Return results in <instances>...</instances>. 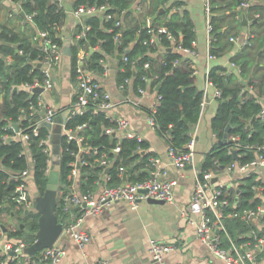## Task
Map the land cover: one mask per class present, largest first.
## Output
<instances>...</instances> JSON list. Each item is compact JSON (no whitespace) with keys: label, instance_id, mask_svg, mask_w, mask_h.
I'll return each mask as SVG.
<instances>
[{"label":"trees","instance_id":"trees-1","mask_svg":"<svg viewBox=\"0 0 264 264\" xmlns=\"http://www.w3.org/2000/svg\"><path fill=\"white\" fill-rule=\"evenodd\" d=\"M13 1H19L24 12L32 13L33 24L38 29L47 30L49 35L62 46L67 39L59 31L58 25H66L69 16L67 6L71 10L79 4H106L107 12L116 13L120 17V13L123 12L120 24H115L113 18L101 19L98 14L88 15L85 23L90 27L82 37H77L82 25L75 26L69 44L72 76L76 79L75 65L80 49L86 51V66L95 70L97 74H101L106 68L104 62L108 55H122L119 59L117 82L121 84L126 78H130L134 92L147 84L151 87L158 86L157 93L160 97L154 112L158 122L157 131L160 135L164 134L167 144L175 150L185 149L184 145L190 138L189 132L200 117V104L204 91L195 83L191 59L183 58L185 55L173 47L166 33L158 31L159 26L165 25L174 35L177 43L187 47L193 46L194 22L189 10L182 7L185 3L183 0H149L148 5L137 14L135 10L129 9L136 1L143 0ZM241 1L210 0L212 12L210 21L213 28L209 50L213 54L223 53L226 48L231 47L229 35L238 33L240 28L246 26L242 25L241 18L240 20L236 18L240 12L236 10V6ZM161 8L163 11H160ZM246 10L251 11L250 16L255 12L259 13V16L253 15L250 23L257 32L253 47L236 50L230 54V60L239 66V71L236 69L227 71L224 66L216 64L208 72V77L221 88L222 98L218 100L216 111L210 121L211 130L216 137L205 153L200 171L213 166L220 168L235 160L244 163L256 156H264V117L260 116V111L264 108V0L252 3ZM244 13L247 15V12ZM148 14L152 17L149 26L145 21V16ZM153 33L157 39L151 42ZM30 36L0 23V162L4 166V171L0 170V202H4V206L0 209V217L3 211L9 212L13 208L10 196L17 181L11 175L17 174L26 166L24 156L21 154V141L16 138L3 140V136L13 134L14 128L10 123L19 122L21 126L25 124V121L19 118L21 108L26 107L30 99L35 101L36 98V93L30 95L21 88L24 82H32L40 78L39 68L32 63L39 49ZM168 47L171 49L168 50ZM90 48L93 49L92 52ZM145 62L149 64L147 68L144 67ZM148 70L151 73L149 81ZM245 86L256 87L257 92L256 95L249 94L241 101L239 93ZM82 122L87 123L82 131L87 142L98 146L99 152L106 151L108 157L113 158L107 171L110 175L109 183L122 182L124 172L126 180L131 181L141 180L147 175L146 169L150 168L151 154L147 151L141 152L148 147L145 139L124 135L119 139L113 134L104 133V128L112 125L113 121L105 117L104 112L94 110L91 103L83 113L74 114L67 125L74 128ZM45 132L47 126H42L40 134L30 136L27 141L28 153L33 160L29 188L30 191L36 190L37 194L44 192L47 182L45 168L48 156L39 144V138ZM231 135H238L244 145H259L263 148L256 150L252 147H234L233 142L227 139ZM117 142L120 150L113 153L110 148ZM60 143L59 188L66 192L71 184V180L67 177L70 171L68 162L74 158L66 147L75 149L76 144L67 142L63 137ZM233 150L236 151L235 154ZM214 160L217 161V165H214ZM119 166L122 167L120 174ZM81 170L80 190L94 189L102 168L82 167ZM260 182L261 180L254 175L243 176L236 188L226 189L230 205L222 207V211L242 212L264 205V193L258 194L252 189L253 184ZM59 200L55 213L58 218H62L65 214ZM9 206L11 208H8ZM17 211L22 213V216L18 214L15 216L22 217L23 225H20L21 222L18 223L16 229L8 234L10 237L24 238L27 244H30L36 238L39 213L34 209L27 212ZM223 225L224 228L219 231V235L225 247L230 246L231 239L236 243L252 240L254 235L251 232L257 237L264 236V214L262 220L225 217Z\"/></svg>","mask_w":264,"mask_h":264},{"label":"built area","instance_id":"built-area-1","mask_svg":"<svg viewBox=\"0 0 264 264\" xmlns=\"http://www.w3.org/2000/svg\"><path fill=\"white\" fill-rule=\"evenodd\" d=\"M13 1V0H12ZM61 2L63 0H57ZM147 0L138 1L135 8L138 11L143 9V4ZM17 5V12H23L24 19L30 23L32 22V13H26L22 10L19 1H13ZM254 0H242L236 9H247ZM210 0H203V9L206 15V31L210 35V41L212 40V28L213 25L210 21L211 8ZM106 4L102 5H85L79 4L74 9H71V13L74 17L80 19L85 15L98 14L101 19L115 20V24L122 23L123 12L120 15L107 12ZM12 14V13H11ZM10 14V15H11ZM255 17L259 16V13H255ZM239 18V14L237 15ZM151 15L145 16L146 24L149 26L151 23ZM34 25V24H33ZM82 29L77 33V37L85 35V31L89 29L90 25L82 23ZM35 32L32 36L34 45L39 49V53L32 63L39 68L40 78L33 80L32 82H24L21 85L22 89H25L30 95L36 93L35 101L29 100L26 107L21 108L19 118L25 121L21 126L19 122H16L18 128L15 129L14 123H10L13 126V134H5L3 140H10L16 138L21 141V154L24 156L26 166L20 170L17 174L11 175L17 183L15 185L13 194L10 196L11 203L14 210L26 211L33 209V197L29 188V181L32 180V163L33 160L29 156L27 141L30 136H38L40 134V127L47 126V132H45L39 138V144L42 145L43 151L47 154V166L45 168L46 175L50 171V165L52 163L53 156V136L54 128L59 125L60 139L63 137L67 142H75L76 148L67 150L74 156V158L68 162L70 171L68 173V179L71 180V184L67 187L66 192L62 189H58V199L62 207V211L65 217L60 218L62 220V232L70 237L78 246L83 247L88 239L89 234L87 231L81 228L83 219L87 215L98 214L103 206L111 203L124 200L127 201L131 207H135L139 200H146L148 198L160 199L164 201H173L174 192L173 188L176 184L175 179H161L159 177V171L155 168H150L147 175L136 181L123 180L122 182L111 184L109 183L110 175L106 171L111 166L113 158L108 157L106 151L99 152L98 146L91 145L85 139L82 131L86 126V122L77 124L74 128L67 125L68 120L77 113H83L90 105H93L94 110H100L104 112L105 117L113 121L112 125H108L104 128V133L113 134L120 139L121 135L128 137H136L137 139H143L142 136L131 129H129V120L116 114L114 108L118 104L111 96L110 92L102 87L101 81L98 76H105L107 69L105 68L101 74H97L95 70L86 66V51L80 49L78 52L76 65H75V98L70 105L65 107H55L49 104L43 97L44 92H49L53 87V76L55 67L58 65L61 56L63 55V48L69 46L70 36L65 37L66 26L58 25L59 31L63 34L66 40L65 45H60L54 40L47 30L38 29L35 25ZM153 30V28H151ZM158 31L165 32L170 39L174 48L180 50L184 55L196 56L197 52L192 47L182 46L177 43L174 35L167 29L165 25L158 27ZM255 34L252 31L232 33L228 39L232 43L235 51L246 49L252 46ZM157 39L155 33L150 38L153 42ZM22 52V50H20ZM210 50L207 53L208 58L214 57ZM127 59L126 56H123ZM229 65L234 67L236 71H239V66L233 61H229ZM148 62L144 63V67H148ZM193 67V74L195 73ZM209 72V71H208ZM206 72V83L213 85V97L216 99L222 98V90L216 86L213 81L208 77ZM131 83L130 78H126L123 83H119V87L124 89ZM36 87H41L40 92L35 91ZM204 91V90H203ZM257 89L253 86H245L239 93L241 101L249 94L256 95ZM145 93V87H139L135 92L136 96L125 95L123 101L132 105H138V96ZM160 95L157 93V102ZM206 93L202 98L200 104V114L206 104ZM120 102V101H119ZM156 103L148 108L146 111V122L148 125L157 130L158 122L155 117ZM65 113V114H64ZM65 115V116H63ZM260 116L264 117V108L260 111ZM57 117H62L57 120ZM194 127V126H193ZM193 127L189 132L190 138L184 145V150H175L170 144H167V151L171 158L173 165L182 167L186 162L192 160L193 147L195 143V137L193 133ZM212 136L215 138V133L212 132ZM164 138V134H162ZM10 138V139H9ZM232 141L234 147H252L256 150H260L263 146L250 145L240 142L238 135H231L227 137ZM113 153H117L120 150L119 142L114 147L110 148ZM61 152V143L59 140V160ZM157 158H149V164L155 165ZM58 165L55 167L58 169ZM214 165H217V161L214 160ZM99 166L102 171L99 172V178L97 180V186L94 189L87 191H81L77 188L76 183L80 181L82 175V167H95ZM225 170L232 175L233 181H238L242 176L254 175L261 182L259 184H253L252 189L258 194L263 192L264 186L262 178L264 176V156L259 155L248 162L232 161L226 166H223ZM0 170L4 171V166L0 162ZM59 170V169H58ZM122 167L119 166V174ZM218 168L214 166L199 171L195 176V181L190 197V203L186 210L182 213L186 217L187 221L194 225L198 238L208 246V248L219 255L226 264H258L259 253L264 249V236L257 237L254 232L253 239L236 243L232 239L230 240V246L225 247L222 245V240L219 235V231L224 228L223 218L225 217H238L251 219L255 218L262 220L264 214V205H259L257 209L223 212L222 207L230 205L228 194L226 189L231 185L226 183H217L213 181ZM240 177V178H238ZM4 206V202H0V209ZM73 208L76 209V213L72 214ZM1 230V225H0ZM14 239L0 240V264H58L65 254V249L58 241L53 242L50 246H45L37 250L34 254H29L25 251V248L29 245L24 238L13 237ZM173 249V246L169 243L163 242L156 238L149 239L148 251L150 253L151 263L166 264L165 254ZM90 264H104L103 261L96 260ZM176 264H183L178 262Z\"/></svg>","mask_w":264,"mask_h":264},{"label":"crops","instance_id":"crops-1","mask_svg":"<svg viewBox=\"0 0 264 264\" xmlns=\"http://www.w3.org/2000/svg\"><path fill=\"white\" fill-rule=\"evenodd\" d=\"M64 1L66 2V0ZM148 1L143 4V8L148 5ZM183 1L185 3L182 7L189 10L194 22L195 40L193 46L197 52L196 56L185 55L183 58L191 59L192 66L196 71L193 74L195 83L198 88L204 90L207 99L203 112L193 127L195 143L190 162H186L182 167L173 165L167 151L166 140L146 122L147 109L157 102L155 87H151L149 84L145 86V93L137 97L138 105L123 101L125 95L136 96V94L132 89V81L124 89L119 87L116 78L117 71L120 69L119 54L106 57L104 64L107 73L105 76H98L102 87L110 92L115 101H118L114 108L116 114L127 118L129 129L138 132L148 142V147L144 151L151 154L149 158L155 157L158 159L155 165H150V168L158 170L161 179L176 180L173 188L174 199L171 202L164 201L162 203L142 199L138 201L135 207H131L127 201L120 200L103 206L98 214L87 215L83 219L81 228L89 234V239L83 247L78 246L65 234L58 236L56 241L62 244L65 249V254L58 264H90L96 260L103 261L104 264H157L151 263L148 251L150 238H156L173 246V249L165 254L166 264H176L178 262L183 264H226L219 255L211 251L198 238L194 225L187 221L182 211L188 208L195 176L200 171L205 153L214 139L210 121L216 111L218 99L213 97V85L206 83V72L216 64L224 66L227 71L235 70L234 67L229 65L230 54H233L235 49L233 45H230L231 47L226 48L223 53L208 58L210 35L206 31L203 0ZM256 1L260 2V0H254V2ZM137 2L132 5V10H135L136 14L139 13L135 8ZM17 8L12 0H0V23L10 26L25 35H31L32 40L35 27L24 19L20 11L17 12ZM238 11H240L238 19L241 18L242 21L244 15L247 20L246 24H242L246 26L240 28L238 32L249 31L252 16L256 12L250 16L251 11L246 9ZM244 11L247 12V15ZM86 17L85 15L78 19L69 10L65 26L70 35L75 32L77 24L85 22ZM53 82V89L47 95L46 101L55 107L70 105L74 101L76 88L75 79L72 76L70 54L63 53L61 56L54 70ZM54 97L56 102H54ZM150 168H147L146 171H149ZM215 177L217 178L214 182H223L228 186L231 185L229 188H236L243 176L238 177L240 178L238 181H233L232 175L225 168L220 167ZM262 180L261 184L264 186V176ZM76 186L80 189L79 181H77ZM262 193H264V190ZM76 209L73 208L71 215L76 213ZM17 212L14 209L9 212H2L0 217L2 221L0 222V240L14 239L8 233L14 231L16 226L5 223L2 218L3 216H7V218L14 217ZM258 257V264H264V249Z\"/></svg>","mask_w":264,"mask_h":264},{"label":"water","instance_id":"water-1","mask_svg":"<svg viewBox=\"0 0 264 264\" xmlns=\"http://www.w3.org/2000/svg\"><path fill=\"white\" fill-rule=\"evenodd\" d=\"M68 7V10H70V7ZM133 8L130 7L129 10H132ZM160 11H163V8L160 9ZM21 14L23 15V12L21 11ZM247 20L245 16H242V24H246ZM70 33L68 30H66L65 37H69ZM168 50L171 49V47L167 48ZM93 49L90 48V52H92ZM64 53L70 54V48L69 46H65L63 48ZM119 58L122 55H118ZM151 79V73L148 70V81ZM157 87L155 89L157 90ZM37 92H40L42 90L41 87H36L34 89ZM1 96V95H0ZM65 114V113H64ZM65 116V115H63ZM62 117H57V120H60ZM15 129L18 128L17 123H14ZM60 127L59 125H56L54 128V136H53V156H52V163L50 165V171L46 175L47 182L44 189V192L42 194H37L33 197V209L39 213L38 215V228L35 232L36 238L35 240L30 243L26 248L25 251L29 254H34L37 250L45 247L50 246L53 242H55L58 238V236L62 232V220L57 217L55 213V207L58 200V189H59V170L55 167V165L59 164V135ZM10 139V138H9ZM141 152H144L142 150ZM233 153L235 154L236 151L233 150ZM109 169L106 168V171ZM217 177H213V181L216 180ZM123 179L125 180V172L123 173ZM147 201L150 202H159L162 203L164 200L160 199H154V198H148ZM26 210L25 212H27ZM23 225L22 223L20 224Z\"/></svg>","mask_w":264,"mask_h":264},{"label":"rangeland","instance_id":"rangeland-1","mask_svg":"<svg viewBox=\"0 0 264 264\" xmlns=\"http://www.w3.org/2000/svg\"><path fill=\"white\" fill-rule=\"evenodd\" d=\"M249 31H252L254 34H255V36H256V30H255V28L254 27H252L251 25H250V29H249ZM254 40H255V37H254ZM254 40H253V43H254ZM253 47V44H252V46L251 47H249V48H246V49H251ZM52 89H53V87H52ZM52 89L49 91V92H44L43 93V97L46 99L47 98V95H49L50 93H51V91H52ZM53 95H54V93H53ZM60 99V98H59ZM54 102H56V100H55V97H54ZM32 192H34V196L35 195H37V192H36V190H32ZM16 214H18V215H20V216H22V213L20 212V211H18ZM5 216H3V218H2V220H4V222L5 223H11L12 225H14V226H16L18 223H22V217H17V216H14V217H8L7 218V216L4 218Z\"/></svg>","mask_w":264,"mask_h":264}]
</instances>
